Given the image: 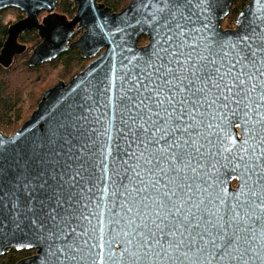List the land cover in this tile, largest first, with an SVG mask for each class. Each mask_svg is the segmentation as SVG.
I'll list each match as a JSON object with an SVG mask.
<instances>
[{"label":"water","instance_id":"water-1","mask_svg":"<svg viewBox=\"0 0 264 264\" xmlns=\"http://www.w3.org/2000/svg\"><path fill=\"white\" fill-rule=\"evenodd\" d=\"M234 1L131 0L114 11L74 0L69 18L59 0H0V12L25 15L0 64L26 50L19 38L31 29L41 42L30 66L69 48L91 59L16 131H0V257L264 264V0L224 28Z\"/></svg>","mask_w":264,"mask_h":264},{"label":"trees","instance_id":"trees-1","mask_svg":"<svg viewBox=\"0 0 264 264\" xmlns=\"http://www.w3.org/2000/svg\"><path fill=\"white\" fill-rule=\"evenodd\" d=\"M115 10L123 9L131 0H98ZM249 0H235L229 15L222 21L226 27H233L238 13ZM71 0H59L58 11L73 17L76 8ZM24 13L18 8H8L0 12V53L8 38V28L23 18ZM146 36L140 38L144 44ZM19 41L26 50L17 54L10 66L0 64V131L10 134L16 131L31 115L42 98L43 93L59 80H69L89 63L77 49H69L57 58L41 65L30 66L32 50L41 42L37 29L24 31ZM31 252L10 250L0 257V264H16Z\"/></svg>","mask_w":264,"mask_h":264},{"label":"flooded vegetation","instance_id":"flooded-vegetation-1","mask_svg":"<svg viewBox=\"0 0 264 264\" xmlns=\"http://www.w3.org/2000/svg\"><path fill=\"white\" fill-rule=\"evenodd\" d=\"M57 8H58V6H57ZM122 10V9H121ZM56 11L57 12H59L58 11V9H56ZM114 11H117V10H115L114 9ZM118 11H120V10H118ZM59 13H61V12H59ZM63 14V13H62ZM75 14H76V12H75ZM45 16L46 15V11H43V12H41V14H40V17H42V16ZM66 15V14H65ZM68 16V15H67ZM25 17V16H24ZM23 17V18H24ZM69 17V16H68ZM69 18H72V17H69ZM22 19V18H21ZM17 21V20H16ZM224 27V26H223ZM234 27V26H233ZM224 28H228V27H224ZM232 28V27H231ZM83 31L84 30H81V31H78L77 33H76V35L74 36V38H73V40L72 41H74V40H76V39H78L81 35H82V33H83ZM147 37V36H146ZM148 43V37H147V40H146V42L144 43V44H141V45H145V44H147ZM69 49H72V48H69ZM68 49V50H69ZM78 51H79V49H77ZM67 51V50H66ZM65 52V51H64ZM81 54V53H80ZM82 56V55H81ZM84 58V57H83ZM87 59H89V62L91 61V59L90 58H87ZM65 81H68V80H65ZM238 131H239V134H240V137H241V131H240V128L238 127ZM232 185H233V187H236L237 185H238V181L237 180H233V182H232ZM18 251H24V252H31L30 254H28V255H26L25 257H27V256H31V255H33V254H35L36 252H37V250L36 249H23V250H18ZM24 258V257H23Z\"/></svg>","mask_w":264,"mask_h":264},{"label":"rangeland","instance_id":"rangeland-1","mask_svg":"<svg viewBox=\"0 0 264 264\" xmlns=\"http://www.w3.org/2000/svg\"><path fill=\"white\" fill-rule=\"evenodd\" d=\"M224 26V25H223ZM224 27H226V26H224ZM228 28H230V27H228ZM13 133V132H12ZM11 134V133H10Z\"/></svg>","mask_w":264,"mask_h":264},{"label":"built area","instance_id":"built-area-1","mask_svg":"<svg viewBox=\"0 0 264 264\" xmlns=\"http://www.w3.org/2000/svg\"><path fill=\"white\" fill-rule=\"evenodd\" d=\"M71 1H73V2H74V0H71Z\"/></svg>","mask_w":264,"mask_h":264}]
</instances>
